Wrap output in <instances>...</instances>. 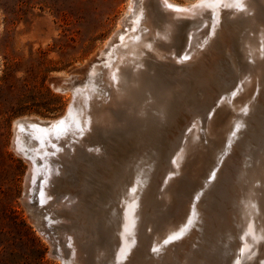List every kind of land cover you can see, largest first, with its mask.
Wrapping results in <instances>:
<instances>
[{
    "label": "rangeland",
    "instance_id": "rangeland-1",
    "mask_svg": "<svg viewBox=\"0 0 264 264\" xmlns=\"http://www.w3.org/2000/svg\"><path fill=\"white\" fill-rule=\"evenodd\" d=\"M172 1L189 4L191 0ZM137 5L138 0H0V264H61L60 258L49 254V239L65 250L62 243L65 236L80 247L98 242L93 264H115L116 249H120L117 236L122 223L121 199L138 173L143 174L145 193L137 239L127 260L137 251L146 256L154 250L156 231L179 216L182 213L179 211L184 212L193 186L203 181L207 185L202 191L203 212L198 217V226L181 242L167 245L166 254L216 242L234 251L253 249L245 264L264 262V246L245 243L237 220L243 184L250 177L247 175L259 165L264 167V72L259 87L262 92L258 89L256 95L254 90L251 93L256 97L237 138V151L226 161L228 165L214 163L212 169L200 170L198 175L182 174L181 180L172 183L174 196L179 195L172 202L166 201L162 194L166 176L157 177L160 166L166 164L168 172L172 153L188 143L194 122L198 120L202 126L215 116L218 118L221 101L239 95L242 87L239 84H243L252 68L244 58L246 36L256 35L259 28L252 26L245 16H235L218 5L217 20L210 8L172 17L156 0H143L142 21L149 32L140 31L148 42L141 47L145 64L141 67L145 75L159 74L168 83L156 88H134L131 98H115L110 94L112 89L106 90L101 85L94 87L93 99L79 96L77 111L82 120L93 115L92 100L101 104L100 116L107 117L103 122H91L80 139L70 141L72 147L62 141L64 144L58 146L59 157L52 156L54 163L50 167L58 168L52 177L44 178L46 166L34 154L38 147L27 139L29 128L20 129L19 151L11 145L15 119L32 117L37 123L65 115L73 92L54 90L52 82L72 74L71 87L82 86L91 66L105 62L102 53H106L109 43L119 44L115 32L126 30L125 24ZM260 15L264 16V12ZM260 15L256 25H264ZM206 21L216 25L209 43L205 41L210 26ZM197 64L202 65L201 71L193 69ZM186 81H190L188 88ZM138 105L144 111L143 119L139 118ZM81 109L89 114L84 115ZM63 132L62 137L68 141L71 130L63 128ZM30 163L34 170L27 189L25 177ZM250 167L251 171L247 170ZM44 179L49 186L42 194L38 184ZM112 219L109 244L104 246L99 229ZM37 220L44 234L35 226Z\"/></svg>",
    "mask_w": 264,
    "mask_h": 264
},
{
    "label": "bare ground",
    "instance_id": "bare-ground-1",
    "mask_svg": "<svg viewBox=\"0 0 264 264\" xmlns=\"http://www.w3.org/2000/svg\"><path fill=\"white\" fill-rule=\"evenodd\" d=\"M142 1L143 0H138V5L134 9V11L131 13L130 18H128L127 20L128 24H125L126 30L115 32V35L118 38L119 44L110 46L111 43H109V46L106 47L107 49L106 53L105 54L102 53L104 55L103 58L105 59V62H102L100 64H94L93 66H91L87 74V80L85 81V83H83V85L80 86L79 88H75L76 91L79 92L78 93L79 96L84 97V99L85 97L93 99L94 94H95L94 87L96 85H101V87L105 88L106 90L112 89L113 92L110 94H112V96L115 98H120V99L131 98L133 95L134 88H153V87L156 88L159 86L161 87L162 85H166V83H168V80H165L163 79L161 75L156 74L154 72L155 71L154 69H153L154 71L153 70L152 71L155 73V75L148 76V75H145V73H143L144 70L142 69V67L145 66V64L143 62V57L141 55L142 53L141 47L146 45L148 42L146 41L147 42L146 43L145 38L141 37L140 31H144L147 33L149 32V30L146 31L147 27L144 25L142 21V18L144 17V14H145L144 9L141 8ZM156 1L158 4H160L161 6L163 5L165 7V9L168 11V14L174 13V14L191 15V14H194L197 10H200L201 12L203 8H210V10L212 9L216 13L215 14L216 20L218 19V13H219L218 5H221L224 8H226L228 12L232 13L235 16H238V17L245 16L249 18L250 19L249 22H251L252 26L254 25L257 27L259 26L256 35L254 33L253 35L246 36L248 38H246L245 43H244L246 44L245 46V50H246L245 56L246 57L244 58H246V60L248 59L247 61L248 63L250 61L252 68L249 67L251 68V72L247 74V76L245 75L247 71L246 73L244 72L245 74H243L242 72V74L245 75V78H244L245 80L242 78L244 82L243 84H241L242 82L239 84V85H242L240 91L238 93L236 92L239 95L238 96L236 95V97L232 95L233 98L231 96L232 98L231 100L221 101L220 106L217 111L218 118L215 116L210 121L208 120V122L205 123L204 125L202 124V126L199 124L198 120L195 121L194 124L192 125L193 127H191L193 128V131L191 134L189 133L191 137L188 134V136L190 137V140L189 141L187 140L188 143L184 144L185 145L184 147L181 145L183 148L180 147L181 148L180 151L176 150L172 153L169 171L166 172V166H165L166 164L165 165L162 164L160 166L162 168L157 173V177L162 178L163 176H166L165 177L166 184H165V188L162 189V194H163V197L166 199V201L172 202L175 200V197H178L179 195L177 194L178 196H174V193L171 187L175 185L174 183L177 182L179 178L181 180L182 174H188L189 172L190 173L194 172L195 175H198V172L200 170L202 171L205 168L212 169L213 168L212 165L214 163L216 166L219 164L225 165L226 163L228 165L229 162H226V161L230 157H232L231 155H234L236 153L237 138L245 122V118L248 113V110H251L250 107H251V104H253L252 101L254 99V96L256 95V91L258 92V89L261 86V83L263 81L261 79H262V75L264 72V25L262 24L256 25V21L259 19L260 14L256 15L253 12V6L251 5L250 0H191L189 4L188 3L177 4L178 2L175 3L172 0H156ZM131 8H133V6H131ZM204 15H206V13ZM260 18L264 19V16L260 15ZM206 24L210 25L209 23H207V21H206ZM215 27L216 25L214 24V25L208 26L207 28V31H209V35H207L206 37L207 40L205 41H207L208 43L209 41L212 40L211 37L216 31ZM191 44H193V42ZM164 52L166 51L164 50ZM242 52H244V50ZM242 52H241V55H243ZM189 55L192 56L194 54L190 53ZM241 59H243V56L241 57ZM193 69H197L201 71L202 65L200 67V64H197L196 67H194ZM244 69H241V70L244 71ZM148 70L151 71L150 69ZM193 74L194 73H191L190 75H193ZM70 78L71 77L69 75L61 76L60 78L61 82H59L57 85L52 84V88L54 90H59V86L63 84L62 82H65L66 80L70 81ZM185 84L187 85V88H188V86H190V81H188V83L186 81ZM121 88H126V89H124V91L123 90L121 91ZM128 88H131V91L128 90ZM253 90H254L255 95L254 93L253 95H251ZM234 92L235 91H233V94ZM112 98H110V101ZM114 99H112V101ZM256 103H258V101ZM77 104H78V101L76 99L75 103L71 104L67 108V112L65 113V115L56 120H50L47 122L45 121L40 122L42 121L40 120L39 122L36 123V122H33L34 119L33 120L31 119V120H27L23 122L21 124V127H19V129H21L22 127L29 128V132L27 133L28 134L27 137L28 136L29 137L27 139L31 140V142L34 143V145L38 147V148L36 147L37 150L34 151V154L37 157L43 159V164L46 166V169H45L46 174L44 178H48L49 176L52 177L53 176L52 172H55L58 170L57 167L51 168L50 165L54 163L52 156L59 157L58 146L60 144H64L65 142L66 144L71 146V142H72L71 140L80 139L81 135L85 133L87 126H89L91 122L96 121V120L98 122H103L106 120L107 116L105 115L100 116L101 112L99 110V107L101 108L100 106L101 104H97L96 101L94 100L90 101V104H91L90 108L92 109L91 114L93 115H90L91 117L88 115L85 121L82 120V118L78 116ZM136 108H137V105H136ZM254 108L253 110H255ZM81 110L84 115H87L88 111L84 109H81ZM213 114H215V112H213ZM139 118L140 119L145 118L144 111L141 109V105L139 107ZM125 121H122V123ZM63 128L64 129L69 128L71 130V132H69L68 141H66V139L63 138L64 136L62 137V135L65 134L63 132ZM20 137H21V131L17 130L16 132L17 147H19L18 146L19 143L21 144ZM186 138L189 139L188 137ZM28 140H25V141H28ZM32 143H30L31 146H32ZM211 149H215V150H211ZM228 153H230V155ZM224 157L225 159L223 160ZM149 160L151 161V159ZM250 169L251 167L247 168V170H250ZM33 170H34L33 164L30 163L29 169L25 177V186L27 189L32 183ZM247 176H250V177L247 178ZM247 176L245 174L247 181H245L244 184L242 183L245 186H244V192L242 191L243 192L242 199L240 198L241 202L240 201H239L240 203L238 202L240 205L238 206L240 208H238L239 218H237V220L240 221V227L244 234L245 243L246 242L251 243V244H254V246L256 245L257 247H259L258 244L259 245L262 244L264 246V167L263 165H259L258 167L254 168ZM245 177H243V179H245ZM243 179H241V181ZM172 183L174 185H172ZM206 183H203L202 181L196 184V186L192 185L193 189L190 191V194H189L190 195L189 202L186 203L188 205L184 206L186 207L184 212L183 210L179 211L180 213L181 212L182 213L179 216L178 215L174 216V218L168 220L165 223L164 227L161 229V231L159 232L156 231V233L153 232V234L155 233V237H154V247L155 248L154 249H159L155 251V253L153 254L158 255L160 249L162 251H168L167 249H165L169 247L167 245H172V244L181 242L190 232L195 230V228L198 226V221L200 219L198 217L203 212V209L201 208V201H202V195H203L202 191L205 189L206 187L205 185H207ZM48 186H49V182L47 180L44 179L40 181L38 184L39 192L42 194L45 193L46 190L48 189ZM125 188H126V185H125ZM144 191H145V184L143 182V174L138 173L133 179V181L131 182L128 188V191L125 193V195L121 199L120 206L122 209L121 210L122 211V220H121L122 223L120 226V230L118 232L119 235L117 236L120 238L119 239L120 249L119 251L118 249H116L118 252V255H117V258H116L117 260L115 264H125L129 256L128 254L130 253L129 251H132L133 242H135L134 240L137 239V232H138V229H139L138 227L140 223L139 222L140 211H141L140 208L142 207V203H143V198H144V193H145ZM146 199L147 198L145 197V201ZM179 212H175V213H179ZM236 216H238V214ZM112 222H113V219L112 221L106 220V223L101 224L103 227L102 237H103V242H104V243L102 242V244H104V246H107L109 244L108 238H109V232L111 231L110 229L112 226ZM35 226L41 233H43L40 220H37V222L35 223ZM159 228H161V226H159ZM151 236L153 237V235ZM152 237L150 238L152 239ZM240 238L242 239V237H239V239ZM162 241L164 242L162 243ZM62 243L66 247L64 251L67 254L66 256H67L69 264H83L85 261H87L88 263L90 262V264H93L94 262L96 263L95 258H94V253H96L97 251L95 250L96 248L95 246L98 242L97 243L94 242L93 244L91 243L90 246L85 245L84 247L82 246L80 247L79 245L75 244L70 238L66 239V236H65L63 237ZM261 249H262V246H261ZM250 250L253 251V249H250ZM259 252H260V248H259ZM139 253L140 251L138 252V254ZM88 256L89 258L87 259ZM99 256L97 258L98 261L100 260ZM104 258H106V256Z\"/></svg>",
    "mask_w": 264,
    "mask_h": 264
},
{
    "label": "water",
    "instance_id": "water-1",
    "mask_svg": "<svg viewBox=\"0 0 264 264\" xmlns=\"http://www.w3.org/2000/svg\"><path fill=\"white\" fill-rule=\"evenodd\" d=\"M256 2L251 3L253 6V12L256 15L261 14L264 12V0H255ZM167 11V10H166ZM145 12V11H144ZM168 12V11H167ZM172 17H183L186 15L183 14H170ZM71 77L70 80L74 77V75L69 74ZM60 81V78L52 82V84L57 85ZM59 86V92H64L67 89H70L73 92V99L69 103L68 107L71 104H74L76 99L79 97V92L76 91L75 88H72L69 80L62 82ZM200 87V86H199ZM191 89V88H190ZM67 107V108H68ZM33 120L31 117H20L15 119L12 122V130H13V138L11 145L15 151H19L17 147V140H16V132L17 130L20 131L19 127L21 124L27 120ZM103 227L101 226L99 231L101 233V239H103L102 235ZM44 234V231H43ZM51 244V249L49 254L53 257L60 258L61 264H69L67 259V254L64 250L58 248V243L55 242L54 239H49ZM92 242H89L87 246H90ZM96 243V242H95ZM83 245L82 247H84ZM159 249H154L149 255L143 256L140 252L139 254L136 252L131 259L127 260L125 264H245L244 260L247 257V254L251 252L249 248H240L234 251L231 248H228L223 245H218L216 242L213 243H205V244H198L194 247H183L182 250L175 252L173 255L171 253L166 254L167 251H162L160 249L158 255L153 254L155 251ZM130 257V256H129ZM89 256L87 257V259ZM83 262V261H82ZM83 264H90L85 261ZM259 264H264L262 261Z\"/></svg>",
    "mask_w": 264,
    "mask_h": 264
}]
</instances>
